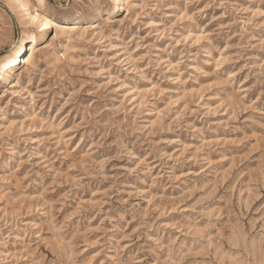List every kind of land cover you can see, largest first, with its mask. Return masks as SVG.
<instances>
[{
  "label": "rangeland",
  "instance_id": "obj_1",
  "mask_svg": "<svg viewBox=\"0 0 264 264\" xmlns=\"http://www.w3.org/2000/svg\"><path fill=\"white\" fill-rule=\"evenodd\" d=\"M0 264H264V0H0Z\"/></svg>",
  "mask_w": 264,
  "mask_h": 264
},
{
  "label": "bare ground",
  "instance_id": "obj_2",
  "mask_svg": "<svg viewBox=\"0 0 264 264\" xmlns=\"http://www.w3.org/2000/svg\"><path fill=\"white\" fill-rule=\"evenodd\" d=\"M16 2V1H15ZM18 2V1H17ZM28 3V2H27ZM23 4V3H22ZM19 5V4H18ZM22 6V5H21ZM23 6H25L23 4ZM35 11V10H34ZM70 16V13L68 14ZM79 17V16H78ZM29 18L31 21H34L36 20V24L37 23H40V24H43L44 26L47 25V27L51 28V27H54L56 22L54 20L53 17H44L43 15H40L39 13H34L32 15H29ZM76 21V20H75ZM80 22V21H79ZM66 23V22H65ZM76 23V22H75ZM69 24V23H68ZM67 24V25H68ZM66 24H62L61 28L60 29H64L67 27ZM76 24H73V27H76L74 26ZM74 29V28H73ZM56 31V30H55ZM57 32V31H56ZM64 32H66V30H64ZM60 34L62 33L61 31L59 32ZM58 33V34H59ZM55 34V33H54ZM32 35V34H31ZM48 43V42H47ZM36 51H39V50H36V47L33 46V45H30L27 49L22 46V44H20V46L15 49L14 51V54H13V57L8 61H6L4 64L8 63V62H14L16 61V64H19L21 66H23L24 68H27L29 67L30 65H32L34 63L33 59H34V55L36 53ZM12 56V55H11ZM9 64V63H8ZM11 65V64H10ZM13 66V65H12ZM8 67V66H7ZM28 69V68H27ZM12 70L11 67H8V71L7 73H9L10 71ZM18 76V74H17ZM5 79V78H4Z\"/></svg>",
  "mask_w": 264,
  "mask_h": 264
},
{
  "label": "snow or ice",
  "instance_id": "obj_3",
  "mask_svg": "<svg viewBox=\"0 0 264 264\" xmlns=\"http://www.w3.org/2000/svg\"><path fill=\"white\" fill-rule=\"evenodd\" d=\"M41 3H43V0H41ZM47 26V25H46Z\"/></svg>",
  "mask_w": 264,
  "mask_h": 264
}]
</instances>
